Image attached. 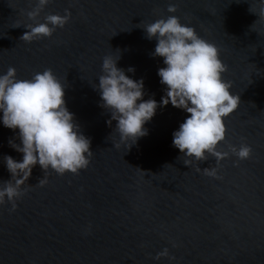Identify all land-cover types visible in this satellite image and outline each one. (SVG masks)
<instances>
[{
  "label": "water",
  "instance_id": "1",
  "mask_svg": "<svg viewBox=\"0 0 264 264\" xmlns=\"http://www.w3.org/2000/svg\"><path fill=\"white\" fill-rule=\"evenodd\" d=\"M36 4L0 0V75L15 67L24 80L51 69L93 155L78 174L37 164L15 209L11 201L0 204V264H264V0H51L31 20ZM65 9L71 19L51 37L20 39L27 25ZM169 15L218 47L223 79L240 95L238 109L224 118L218 150L230 154L219 164L173 146L190 113L171 103L157 109L148 134L132 146L101 107L97 85L107 55L143 78L145 100H162L158 70L166 65L152 55L157 41L143 27ZM17 133L0 121V184L11 179L4 157L23 158L9 143H20ZM242 144L252 154L239 160L231 147ZM204 168H217V176Z\"/></svg>",
  "mask_w": 264,
  "mask_h": 264
},
{
  "label": "clouds",
  "instance_id": "2",
  "mask_svg": "<svg viewBox=\"0 0 264 264\" xmlns=\"http://www.w3.org/2000/svg\"><path fill=\"white\" fill-rule=\"evenodd\" d=\"M51 0H37L34 9L27 13L36 20ZM176 6L170 4L168 12L175 13ZM71 11L65 14H49L44 22L27 25L29 31L20 39L27 42L51 37L56 29L63 28L71 19ZM20 25H17V27ZM148 39L157 44L153 56L162 57L165 67L158 70L160 82L166 85L161 101L144 99L143 78L136 80L118 67L113 55L103 59L102 74L97 88L101 96V107L111 113L116 120L121 140L135 144L148 134L145 127L159 107L172 106L185 110L190 115L173 133V146L183 155L197 161L207 160L209 155L217 159V164L228 152L218 150V144L226 137L225 117L238 109L240 95L231 91V83L223 79L227 66L223 63L218 47L202 38L195 27L182 23L180 17L169 15L143 27ZM16 68L10 67L0 75V121L12 130H17L20 143L10 140V145L23 153L18 161L6 155L4 161L11 179L0 184V204L13 202L24 193L23 185L32 175L33 168L39 166L47 172L54 170L59 175L67 172L78 174L89 166L93 155L91 139L76 122L65 100V84L51 69L36 73L31 79H18ZM130 146V148H131ZM231 154L239 160L250 158L252 147L233 145ZM188 164L187 161H185ZM199 170V169H198ZM204 174L217 176V168H204ZM46 179H40L43 186ZM167 255V249L157 255Z\"/></svg>",
  "mask_w": 264,
  "mask_h": 264
}]
</instances>
